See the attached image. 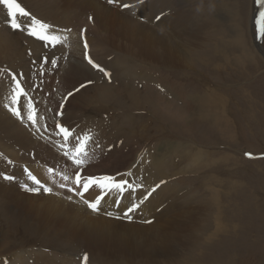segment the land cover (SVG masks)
<instances>
[{
  "label": "rangeland",
  "instance_id": "obj_1",
  "mask_svg": "<svg viewBox=\"0 0 264 264\" xmlns=\"http://www.w3.org/2000/svg\"><path fill=\"white\" fill-rule=\"evenodd\" d=\"M185 1L186 13L193 12V16L185 18L183 41L169 37L170 53L160 59L136 57L111 45L101 31L93 30V15H87V21L82 14V21L53 24L52 17L39 13H46L42 5L18 0L36 18H47L45 23L58 34H68L65 46L56 47L63 56L49 58L57 59V66L44 65L41 57L48 56L47 52L54 48L43 47V42L29 36L23 17H19L23 21L21 30L0 20V43L4 45L3 39L15 40L21 51L11 55L16 51L15 44L5 55L0 44L4 54L0 52V173L15 177L12 181L0 177V183L2 188L25 192L21 185L35 186L28 180L27 169L53 188L52 193H36L46 200L37 199L35 208L49 219V226H44L47 231L41 228L39 220L37 223L14 216L0 194V235L5 237L0 245V264H80L84 253L80 254L71 241L67 246L62 241L65 239H59L50 227L60 210L46 204L48 200H64L71 205L78 198L91 211L83 199L59 187L60 183L73 186L75 168L70 162L65 163L55 143L46 138L43 126L57 122L70 126L74 133L93 138L87 144L84 174L115 175L116 180H129L135 187L126 195L130 207L139 205V201L149 202L152 207L157 205L154 196L161 191L164 195L159 197V203L169 205L164 210L168 219L186 220L187 234L195 233L193 243L178 246L168 261L157 259V264H264V38L259 36L256 23L264 8L257 0ZM139 20L143 21L141 17ZM150 25L156 26L155 22ZM125 26L124 31L129 32ZM87 34L93 39L92 44ZM154 36L157 35L150 38ZM257 36L261 49L254 43ZM73 38L80 45L74 52L70 47ZM85 41L89 55L110 76L87 63ZM95 45L102 46L109 55L96 57ZM7 55H11L9 59ZM8 69L22 73L27 81L25 87L36 106V127L26 118L28 97L20 101L23 121L6 107L11 104L12 95ZM33 82L40 87L28 88ZM69 91L74 93L71 97L66 95ZM41 107L48 109L49 116ZM178 108L182 111H175ZM57 111L63 112L62 117L54 115ZM67 112L72 114L63 117ZM97 123L98 127L86 126ZM37 127L41 129L39 133ZM18 129L28 136L22 141H30L20 142ZM108 136H114V140ZM115 139L119 144L117 151L104 154L103 148H112ZM111 141V145L104 146ZM104 156L108 158L102 159ZM8 160L12 163L8 164ZM89 165L90 173L86 170ZM49 167L54 168L55 175L48 172ZM62 175H68L69 180L63 181ZM156 185L160 186L145 199V194ZM126 190L127 187L123 193ZM96 192L98 189H90L84 198L95 197ZM114 192L107 195L111 202L107 198L102 201L97 214L110 213L106 209L113 207L117 199ZM69 196L72 198L68 199ZM122 201L123 197L118 202ZM136 211L137 208L131 216ZM5 230L7 237L2 234ZM180 232L186 233L180 229L175 236L180 237ZM85 252L96 264V254L90 248ZM109 262L113 261L99 264Z\"/></svg>",
  "mask_w": 264,
  "mask_h": 264
},
{
  "label": "bare ground",
  "instance_id": "obj_2",
  "mask_svg": "<svg viewBox=\"0 0 264 264\" xmlns=\"http://www.w3.org/2000/svg\"><path fill=\"white\" fill-rule=\"evenodd\" d=\"M31 1L32 2L35 1L39 6L42 5V8L44 7L43 9L46 13H42L43 12L42 10H41L42 12L41 11L40 12L37 11V12H39L41 15L45 17L46 15L52 17L51 20H53L52 21L53 24L60 23L65 25L70 22L68 20H74V19L75 21L76 20L80 21L82 14H85V21H87V15H93L92 16V21H93L92 27H94L93 30L101 31V34H104L106 36L109 43L113 46H116L118 49L124 50L125 52H131V54L136 57H138L137 55H141L144 59L156 58V57L160 59L164 55L168 56L171 49L170 45L167 43L169 42V37L172 36L175 38L177 42L181 43L183 41V33L186 24L185 18L187 15L193 16V12H191L190 14L186 13L187 5L185 0H119L118 3H112V4H109L107 0H31ZM124 3H128L131 7L123 8L122 4ZM5 10L6 9L3 6H0V20L2 21H8L7 13L4 14ZM189 10L191 11L190 8ZM57 11L60 12L57 14L56 13ZM161 13H163V15H161ZM157 16H161V18L157 20L156 19ZM139 17H141L143 21H140ZM231 18H233V15L229 12V19ZM18 20L20 23L24 21L25 23L28 24L30 21V17H23L22 18L23 21L19 18ZM45 20L43 22H45ZM152 22H155L156 25L155 27L153 26L154 24L150 25ZM124 26L126 29L129 30V32L124 31ZM186 31H188V29H186ZM234 32H236V30ZM0 34H2V32H0ZM152 34H156L157 36L150 38ZM88 35L89 34H87V36ZM88 39L92 44L93 39L89 36ZM3 41H5L4 45L1 43L0 44L2 45L1 47H3V49L5 50L4 52L5 55L10 47L15 48V44L17 46L15 48L16 51L13 53L11 51L12 53L11 55L15 53H18L19 55L21 53L20 49L18 48L17 42L15 40L3 39ZM7 42L9 45L7 44ZM254 43L257 45L258 48L261 49L259 36H257L256 40H254ZM6 45L8 46V48L6 47ZM71 45H72L70 46L71 50L75 51L76 47H78L79 45L78 40L73 38V40H71ZM95 48L96 50L98 49L99 51V52L98 51L95 52V56L98 57L99 59L103 56V54L109 55V53L106 54L103 51L102 46L95 45ZM3 49H1L0 51L2 55H4ZM61 51H58L57 48H54L52 51H48L47 52L48 54L47 53L46 54L48 55V57L50 56L49 58L51 57L56 58L62 55ZM163 51L166 52V54H164ZM11 55H7L6 57H8L9 59ZM114 57L115 54L113 58ZM41 109L43 110L44 113H46V117L49 116V114H47L48 111L47 108L41 107ZM175 111L181 112L182 110L178 108L175 109ZM68 113L72 114V112H67L64 114L63 117H66ZM213 114H215V112ZM193 117L197 118L196 116ZM217 119L218 118H216V120ZM211 120L214 123V120L213 119ZM93 124H91V126L89 125L86 126L89 128L98 127L99 123H97V125L96 124L93 125ZM209 125L211 126V124ZM18 132H19L18 135L20 136L19 139L20 142L26 143L30 141V139L27 138L28 141L23 142L22 139L28 136L26 135L25 131L22 132V130L18 129ZM110 138L114 140V136L113 137L111 136ZM108 143L111 145L112 141L107 142L104 146H106ZM118 145L119 144L117 142V139H115L112 148L110 149H108L107 147H106L107 149L103 148L104 154L115 153L117 151L116 147H118ZM106 158L108 157L104 156L102 159H106ZM90 167L91 165H89V167L86 168V170L89 173H90ZM44 181L47 182L46 180ZM2 186L3 184L0 183V194H2L3 198L5 199L4 204L10 208L9 209L7 207L8 210H10L14 216L18 215L22 217V220H32V222L36 220L37 223H39L38 222L39 220L41 222V228H45L46 226H49V219L45 215L43 216V214L38 213L37 209L35 208V206L37 205V199H41L43 201L46 200L40 198V196H38V194L36 195V193L33 194L31 192H26V191L22 192L20 190L13 189L11 187L6 189V187L2 188ZM162 187L165 188V190H167L166 187L164 186ZM131 191H133V189L127 188V190L123 193L122 195L123 201L118 202L120 210L119 209L114 210L113 207H109L106 210L109 211L110 213L120 214L121 211L130 204L127 202L126 195L129 194ZM112 195L115 198H117L118 196L117 191L114 192ZM163 195L164 194L161 193L160 191L158 192V194L154 196V198L158 200H157V205H154L153 207L149 205V202L140 204L138 210L134 212L133 216H131L133 218L131 219L130 222L113 219L100 213L97 214V212L88 211L85 209L83 203L80 200H78V198L71 205L69 202L64 200L59 202H55L54 200L52 202V200H48L46 204H52V206L54 205L60 210L52 218L54 220V218L57 217L54 220L55 221L54 225H50V227L53 228L54 230L53 233H56V235L59 236V239L61 238L65 239L62 241H66L67 246H70L69 241H71L70 244L76 247L77 250L79 249L78 252H81L80 254L85 253V250H87V248H90L97 256L96 259H98V261L96 264L102 263L103 261H107V260L110 261L112 260L113 262H109L111 264L113 263L153 264L154 262H156L157 264V262H160L159 260H163L165 262L171 258V254L173 253L176 254L178 246L184 244L188 246L190 244L189 241L193 243L192 239L194 238L195 233H192V235L191 233L187 234L186 229L188 225L186 220L168 219L167 216L168 213L165 212L164 210L165 207L169 205L168 204L166 205V203L164 202H161L162 205L159 203V197L161 198V196ZM149 197L150 196H148V198ZM107 202L108 203L111 202V198H107ZM64 205H70V207L63 208ZM101 205L103 204L101 203ZM144 219H146V221H151V223L143 221ZM180 229H182L186 233L180 232L181 233L180 237L175 236L176 234H178V230ZM45 231H47L46 228ZM196 231L197 228H195V232ZM2 234H5L7 237L8 230L3 231ZM0 236H1L0 237V245H1V241L3 240V238L5 239V237L2 235ZM3 248H5V245L3 246ZM206 255L209 254L207 253ZM207 257L208 256H206V259ZM88 264H93L90 261V256L88 259Z\"/></svg>",
  "mask_w": 264,
  "mask_h": 264
},
{
  "label": "snow or ice",
  "instance_id": "obj_3",
  "mask_svg": "<svg viewBox=\"0 0 264 264\" xmlns=\"http://www.w3.org/2000/svg\"><path fill=\"white\" fill-rule=\"evenodd\" d=\"M109 4L112 3H118L119 0H107ZM257 2L261 5L262 8H264V0H257ZM0 5H2L7 10V18L10 28L14 30H21L22 24L19 22V17H30V21L26 26L27 34L31 37L36 38L38 41L43 42V47H52L56 48L59 45H64L66 41H68L67 35H60L58 34L54 29H52V26H50L48 23L43 22L41 19L36 18L33 16L30 11L26 10L24 6L21 5L18 0H0ZM123 8H130L131 6L128 3L122 4ZM163 15V13H161ZM161 16H157L156 19L159 20ZM91 19V17H89ZM258 26V33L261 38H264V11L260 12L259 19L256 21ZM65 32H70L71 29H64ZM84 31V30H82ZM84 58L87 60V63L91 65L94 69L102 72L105 76H110V73L101 65L96 63L92 57L88 53V44L85 41L84 42ZM41 60L44 65H47L48 63H51L53 67L57 66V59H49L48 56L41 57ZM7 74L10 77L11 81V104L7 105L8 110L11 112L13 116L18 118L19 120H24L23 115V105L20 103L21 99L23 97H28V107H27V121L30 123L32 127L37 126V114H36V106L33 102V97L28 95V90L25 87V84L27 83L26 80H24L22 73H16L15 71L8 69ZM40 87V85L35 84L33 82L32 84L28 85V88H31L33 90H36ZM85 87V85H81V88ZM76 91H79V89H76ZM74 93L72 91H69L66 95L67 97H71ZM62 107V106H61ZM55 116L62 117L63 112L57 111L54 113ZM43 129L45 132H47V139L50 143H55V146L57 149L60 150V155L64 158L65 163H69L75 168L74 172V180L72 182L73 186L68 187L65 183H60L59 187L61 189H66L68 192L72 193L75 196L80 197L83 199V202L87 205L89 209H91L94 212H97L100 210V205L102 201L105 199V197L113 190H116L117 192H123L125 187L131 188L133 187L130 184L129 180L121 178L120 180H116L112 176H102L97 177L95 175H86L84 174V165L86 163V160L84 159L87 157V144L88 142L92 141L93 138L88 135L83 134H77L74 133L70 126H65L63 123L57 122L52 126L44 125ZM41 129L37 127V132L39 133ZM59 141V142H57ZM99 145L97 144V147ZM2 155V154H0ZM250 155V154H248ZM8 164H11L12 161L8 160ZM25 172L27 173L28 180L32 182L34 187H30L29 184L25 183L21 185V187L28 191V192H35L38 193L40 191L46 192V193H52L53 188L46 186L45 183H43L40 179H38L35 175L32 174L31 171H28L25 169ZM48 172L55 175L53 167L48 168ZM131 175V173H129ZM0 177H2L4 180L12 181L15 179L12 175H6L3 173H0ZM61 179L63 181H68L69 176L68 175H62ZM164 183V182H161ZM160 185H156L151 189L150 192L145 194V199L152 194V192L156 191V188H158ZM99 189V192L95 196L94 199H84L85 194H90V189ZM72 197L69 196L68 199H71ZM114 203H118L114 201ZM138 204H133L131 207H128L125 212L124 216L128 219H131L129 216V213L133 212L138 208ZM107 215L111 216V213H107ZM148 223H151V221H146ZM82 264H88V253L85 252L82 257Z\"/></svg>",
  "mask_w": 264,
  "mask_h": 264
}]
</instances>
